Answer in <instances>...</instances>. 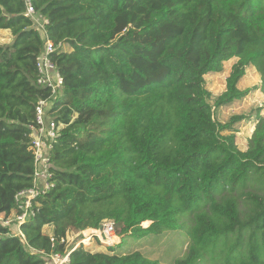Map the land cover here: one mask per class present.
<instances>
[{"label": "trees", "instance_id": "obj_1", "mask_svg": "<svg viewBox=\"0 0 264 264\" xmlns=\"http://www.w3.org/2000/svg\"><path fill=\"white\" fill-rule=\"evenodd\" d=\"M49 20V56L63 86L50 117L51 186L32 199L15 234L0 224V264H45L69 233L113 219L119 244H80L71 264H166L129 237L188 228L186 253L167 264H264V114L246 149L216 110L264 94V0H31ZM25 0H0V215L23 213L17 195L35 185L31 125L52 90L38 84L46 38ZM68 45L70 49H64ZM214 97L207 75L225 70ZM253 67L260 83L241 89ZM50 226L51 231H44ZM54 239V241L52 240Z\"/></svg>", "mask_w": 264, "mask_h": 264}, {"label": "built area", "instance_id": "obj_2", "mask_svg": "<svg viewBox=\"0 0 264 264\" xmlns=\"http://www.w3.org/2000/svg\"><path fill=\"white\" fill-rule=\"evenodd\" d=\"M26 1L25 15L31 18L34 24H37V29L46 38L45 50L39 56L37 62L38 68V84L44 87H50L52 90L51 96L48 99L40 100L36 109V122L37 125H31V148L35 155V185L32 188L26 189L20 192L16 199L19 202V206L23 209V213L18 215L16 219L19 220V225L26 219L29 210L32 206V199H34L40 193H44L51 186L50 178L52 174L50 172L49 164V151L52 147V141L57 135V125L51 119L46 121V116L50 118V109L53 105V98L60 93L63 86V77L61 76L56 64L50 58V54L57 49V46L47 37L46 25L49 20L42 14H39L31 0ZM13 222L11 218H5L0 215V224L9 225ZM90 234L87 237L82 238L76 243L73 249H68L69 234L62 239V243H66L65 252L52 251L46 253L45 251H39L45 255V264H71L70 253L80 244L96 240L98 244L111 246L120 242L121 237L117 234L116 224L113 219H105L97 229H90ZM54 241V239H52Z\"/></svg>", "mask_w": 264, "mask_h": 264}, {"label": "rangeland", "instance_id": "obj_3", "mask_svg": "<svg viewBox=\"0 0 264 264\" xmlns=\"http://www.w3.org/2000/svg\"><path fill=\"white\" fill-rule=\"evenodd\" d=\"M35 26L37 28L36 23ZM8 33L11 36L10 31L0 29V44L7 43V41L10 40ZM63 48L66 50L70 49L68 45H64ZM226 62L225 70L223 72L209 73L206 77L208 78V87L213 90L214 97L219 95L226 88L227 71L231 65V62ZM242 80L243 81L240 84L241 88H252L260 83V75L257 70L252 67L248 70ZM232 105H230L231 107L227 106L217 109L215 116L218 120L226 122L233 114L236 113L251 114L252 118L250 120L242 121L236 125L237 141L239 145L243 146L245 142H248V135L252 133L255 127L258 109L260 108V111L264 113V94L260 90L253 89L244 99L236 101V104L233 106ZM51 119V117L48 118V116H46L47 122H49ZM12 219L13 222L10 224L11 229L15 234H20L19 220L15 217H12ZM45 227L44 231L46 229ZM188 229L189 227L180 230H170L161 235L145 238H135L128 236L125 239L123 246L119 248V251L128 253L135 250H140L145 256L151 259H157L166 264L171 263L176 258L182 257L186 253L188 248ZM89 234L90 232L70 233L68 236L69 241L67 248L69 250L73 249L77 242H79L82 238L87 237ZM84 245H86V247L92 245L94 247L100 246L102 250L107 249V246L99 245L96 240L85 242ZM95 250H97V248H95Z\"/></svg>", "mask_w": 264, "mask_h": 264}, {"label": "crops", "instance_id": "obj_4", "mask_svg": "<svg viewBox=\"0 0 264 264\" xmlns=\"http://www.w3.org/2000/svg\"><path fill=\"white\" fill-rule=\"evenodd\" d=\"M8 35H9V33H8ZM11 36L9 35V41H7V43H10L11 42V40H12V38H10ZM5 44V43H4ZM227 62H231V65H230V68H229V70L227 71V76L229 75V73H230V70H231V68H232V65L236 62V58H232V59H230V60H228ZM226 62V63H227ZM250 68H252V67H250ZM250 68H248V70L250 69ZM248 70H247V72H248ZM227 78V77H226ZM208 79V78H207ZM242 81L243 80H241L240 82H239V87L241 88V86H240V84L242 83ZM209 83V82H208ZM211 89V88H210ZM241 89H244V88H241ZM225 90V89H224ZM223 90V91H224ZM211 91L213 92V90L211 89ZM222 91V92H223ZM221 92V93H222ZM236 104V102L235 103H233V105H235ZM232 105V106H233ZM231 107V106H230ZM261 114H264V113H262L261 112ZM255 128V127H254ZM253 131H254V129H253ZM253 131H252V133H253ZM252 133L251 134H249L248 135V141H249V138L251 137V135H252ZM237 143H238V141H237ZM239 144V143H238ZM247 145H248V142H245V144L243 145V146H241V145H239L240 147H242V149H246L247 148ZM46 229H45V232H47V233H50V231H51V227L50 226H48V227H45ZM90 231V229H87V230H85V231H83V232H89ZM70 234V233H69ZM100 245V244H99ZM102 246V245H101ZM94 250H95V248H97V250H102L101 249V247L100 246H97V247H94L93 245L91 246Z\"/></svg>", "mask_w": 264, "mask_h": 264}]
</instances>
